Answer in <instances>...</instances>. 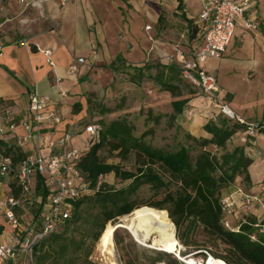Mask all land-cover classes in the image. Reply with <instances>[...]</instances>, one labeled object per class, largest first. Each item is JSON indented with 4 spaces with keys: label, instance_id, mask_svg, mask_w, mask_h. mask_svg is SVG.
<instances>
[{
    "label": "trees",
    "instance_id": "trees-1",
    "mask_svg": "<svg viewBox=\"0 0 264 264\" xmlns=\"http://www.w3.org/2000/svg\"><path fill=\"white\" fill-rule=\"evenodd\" d=\"M181 7V0H178V8ZM182 18L187 23L191 40L203 36V26ZM116 60L121 61V58ZM144 69H135L137 79L144 77ZM155 69L156 74L150 76L154 83L172 97H178L181 94V82H184L178 66L171 63L159 65ZM189 101V98L172 101L174 115H181ZM80 110L79 104L73 105L74 113ZM100 126L98 141L91 143L74 164L81 181L92 193L69 202V218L35 246L32 264L86 262L93 243L103 237L110 227L105 225L130 215L142 206L165 211L173 226V234L175 227L174 237L185 248L197 252L195 255L202 257L203 262L211 256L225 264H264V234L256 233L253 227L255 220H246L238 232H231L222 224L223 191L232 186L237 178L242 179L246 188L251 186L248 169L253 159L245 154L249 145L238 144L231 150L226 149V144L237 132L243 134L244 125L221 114L216 115L202 127L207 137L191 138L194 146L183 145L172 151L146 144L141 137H135L133 127L122 120L109 124L100 122ZM105 147L110 151H118L122 159L133 153L134 170H125L101 161L98 152ZM192 151H196V154L193 155ZM0 154L10 158L14 168L26 157L18 149L7 148L3 140H0ZM109 174L120 183L127 184L115 188L103 182L102 178ZM33 182L36 194L41 198L40 213L50 195V187L43 176L36 175ZM9 187L11 195L18 197L19 188L15 180ZM143 187H148L155 195L161 194V199L138 206L134 199ZM84 205L96 211L90 220L82 217ZM86 228L99 230L91 241ZM254 234L258 237L257 241L250 239ZM153 255L151 264L171 257L165 252H153ZM179 255L186 257L184 252H179ZM170 264L184 263L172 258Z\"/></svg>",
    "mask_w": 264,
    "mask_h": 264
},
{
    "label": "crops",
    "instance_id": "crops-1",
    "mask_svg": "<svg viewBox=\"0 0 264 264\" xmlns=\"http://www.w3.org/2000/svg\"><path fill=\"white\" fill-rule=\"evenodd\" d=\"M22 1L24 2L0 1V128L5 131L0 140L4 141L7 148L18 149L25 156L58 155L63 151L59 141L65 136L70 137L69 147L85 146L87 139L84 129L78 135L72 130L77 129L79 115L83 112L86 71L99 58L101 60L103 57H111L113 40L110 36L114 33L110 22L112 17H119L116 25L119 32L128 28L121 23L123 15L132 19L145 18L154 25L160 21L163 13H180L182 20L185 17L193 24L200 25V5L195 0H181V9L178 8V0H62L63 4L58 1H45L36 7L26 5L33 0ZM245 20L252 23L253 28L237 27L231 42L241 41L242 46L238 51L247 52V58L244 56V61L231 59L234 51L230 48V42L222 58L208 61L204 68L216 78L221 98L225 94L231 95V100L226 105L238 118L246 122H264L262 110L258 112L262 113L258 119H250L243 114L233 103L234 93L223 87L215 74L219 68L229 66L235 68L234 70L242 69V76L246 81L250 72L255 76L264 74V0H256ZM141 23L135 25L136 29L142 28ZM198 37L191 51L201 43L202 37ZM44 50L52 53L53 67L47 64L42 54ZM77 58H82L83 63L78 64L76 73H70L69 67ZM33 91L50 98L59 123H43L41 132L44 143L29 141L19 145L18 140L26 135L21 122L28 117L29 95ZM74 104L81 107L78 113L73 112ZM8 121L14 124L13 131L7 130ZM250 147L264 152V140L259 139ZM252 159L253 164L248 169L251 186L246 188L242 179L237 178L232 186L223 191V195L236 188L264 200V163L258 157ZM8 178L1 181L0 193L10 191ZM243 214L257 222L262 211L257 206L236 210L232 217L234 226L246 221L242 218ZM39 220L34 228L38 227ZM28 233L29 230H24L23 236ZM10 235L9 225L0 220V243H9Z\"/></svg>",
    "mask_w": 264,
    "mask_h": 264
},
{
    "label": "rangeland",
    "instance_id": "rangeland-1",
    "mask_svg": "<svg viewBox=\"0 0 264 264\" xmlns=\"http://www.w3.org/2000/svg\"><path fill=\"white\" fill-rule=\"evenodd\" d=\"M118 21L119 17H112L110 20L114 31L110 36L113 40L111 57H103L101 60L99 58L86 71L87 82L83 94V112L79 115L77 129L74 128L75 130L72 132L78 135L89 124L94 123L100 126V122L109 124L112 121L122 120L133 127L135 137H141L143 142L153 148L172 151L183 145L194 146V141L191 138L198 139L207 136L202 127L208 120L220 113L213 107L212 102L193 86L181 82V94L178 97H172L170 93L161 90L150 76L156 74L155 67L175 62L174 49H179L189 56L192 47L198 41L197 37L193 40L190 39L187 25L181 19L180 13H163L160 21L154 25L146 21L145 18L134 17L132 19L123 15L121 23L123 26L127 25L128 28L123 29L122 32L116 28ZM140 23L142 28L136 29L135 25ZM147 25L151 26L150 30H145ZM241 46V41L231 42L230 48L234 51L231 53V59L242 61L244 56L247 58V52L238 51ZM118 57L121 58V61L116 60ZM138 68H145L144 77L141 79L136 78L135 69ZM234 69L231 66L219 68L215 72L219 83L234 93L233 103L243 114L248 115L250 119L260 118L262 113L258 112L262 110L264 114V74L255 76L250 72L246 81L242 76V69ZM254 78L255 80H252ZM185 98L190 99L187 107L181 115H174L171 107L172 101ZM230 100L231 95L225 94L221 101L226 104ZM262 120L264 121V117ZM241 137L242 132H237L226 144V149L231 150L235 145H242ZM209 149L215 152L213 147ZM192 154H196V151H192ZM98 156L101 161L107 164L118 165L125 170H134L135 156L133 153L126 159H122L119 157L118 151H110L105 147L99 150ZM14 175L15 172L12 171L8 176L9 184L14 182ZM102 181L115 188L127 184V182L120 183L114 179L112 174L103 177ZM224 195H236V188L230 189ZM160 199L161 194L155 195L148 187H143L134 200L138 206H141L152 200ZM40 203L41 198L36 194L35 183L32 182L31 191L25 196L22 207L16 212L23 230L28 231L38 223ZM45 204L46 201L41 210L44 209ZM151 208L142 206L137 209L156 211L161 218L170 223L165 211ZM82 210L84 211L82 217L89 220L96 213L88 205H84ZM131 214L107 223L105 227L107 225L110 227L106 229L103 237L101 236L97 242L93 243L87 261L80 264H151V260L154 258L153 252L163 251L153 247L151 241L142 244L134 239L129 230ZM242 218L248 220L250 217L243 214ZM232 220L230 218L231 223ZM171 227V235L154 233L152 237L170 240L177 255L179 252H184L186 253L185 258L193 259L195 264H204L206 260L203 262L202 257L195 255L197 252L185 248L178 242L175 238V227V237L172 224ZM7 228L5 229L7 230ZM86 229L89 230L86 232L89 234L90 241L99 231L98 228ZM177 255L171 253V257H165L155 264H170L172 258L179 260Z\"/></svg>",
    "mask_w": 264,
    "mask_h": 264
},
{
    "label": "built area",
    "instance_id": "built-area-1",
    "mask_svg": "<svg viewBox=\"0 0 264 264\" xmlns=\"http://www.w3.org/2000/svg\"><path fill=\"white\" fill-rule=\"evenodd\" d=\"M45 1H58L63 4L62 0H33L26 5L36 7L40 2ZM195 1L200 5L198 23L204 28L201 43L191 51L189 56L179 49H174L176 53L174 63L180 70L181 79L208 97L213 107L221 115L245 126L240 141L244 145H249L245 150L246 156L249 158L258 157L264 163V152L253 150L250 147L255 141L264 140V122H246L238 118L221 101L220 88L216 78L204 68L208 61L222 58L237 27L253 28L252 23L245 20V16L254 7L256 0ZM21 2L24 1L21 0ZM150 28V26H146L145 30H150ZM42 54L47 64L53 67L52 53L49 50H44ZM82 63L83 59L77 58L69 67L70 73H76L78 64ZM27 112V119L21 122L26 135L18 140V144H25L29 141H35L38 144L44 143V136L41 132L43 123L50 122L54 125L59 123L50 98L37 91L31 92ZM14 127L11 122L6 123L7 130L13 131ZM99 132V125L89 124L84 128L87 142L83 148L69 147L70 137L65 136L63 140L59 141L60 147L63 149L60 154L26 156L15 167V170L11 159L0 154V183L13 171L15 172V183L19 188L18 197H13L11 190L7 193H0V220L6 222L11 229L10 242L0 243V264H32L35 246L53 234L69 218L71 206L69 202L92 193L81 181L80 174L74 168V164L91 143L98 141ZM4 135L5 131L0 128V137ZM36 175L46 179L47 185L50 187V195L46 199L44 209L40 212L38 227L30 229L27 236H23L24 230L16 211L22 207L25 196L31 191ZM221 204L222 224L231 232H238L240 226L245 223L241 222L234 226L230 222V218L234 217L236 210L259 207L262 215L253 227L258 235L264 234V200L259 196L237 189L236 195H224ZM250 239L257 241L258 237L254 234L250 236Z\"/></svg>",
    "mask_w": 264,
    "mask_h": 264
},
{
    "label": "bare ground",
    "instance_id": "bare-ground-1",
    "mask_svg": "<svg viewBox=\"0 0 264 264\" xmlns=\"http://www.w3.org/2000/svg\"><path fill=\"white\" fill-rule=\"evenodd\" d=\"M129 230L135 240L142 244L152 242L153 247L165 253H174L177 255L174 245L170 240H162L161 238L152 237L154 233L169 236L172 233V227L169 222L159 216L156 211L148 209H136L133 211L129 221ZM156 234V235H157ZM188 264H195L191 258H182ZM208 259V260H207ZM204 264H225L223 261L214 259L209 256ZM199 264V263H198Z\"/></svg>",
    "mask_w": 264,
    "mask_h": 264
},
{
    "label": "water",
    "instance_id": "water-1",
    "mask_svg": "<svg viewBox=\"0 0 264 264\" xmlns=\"http://www.w3.org/2000/svg\"><path fill=\"white\" fill-rule=\"evenodd\" d=\"M185 258V257H184ZM181 262H183L184 264H188V263H186L184 260H182V259H179ZM208 260V259H207Z\"/></svg>",
    "mask_w": 264,
    "mask_h": 264
}]
</instances>
